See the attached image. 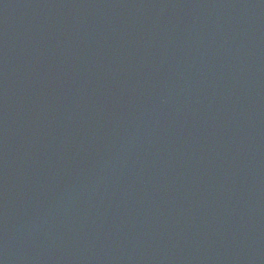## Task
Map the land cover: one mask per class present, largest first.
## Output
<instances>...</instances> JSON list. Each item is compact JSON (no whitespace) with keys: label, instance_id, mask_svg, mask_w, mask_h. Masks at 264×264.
Returning a JSON list of instances; mask_svg holds the SVG:
<instances>
[{"label":"water","instance_id":"water-1","mask_svg":"<svg viewBox=\"0 0 264 264\" xmlns=\"http://www.w3.org/2000/svg\"><path fill=\"white\" fill-rule=\"evenodd\" d=\"M0 264H264V0H0Z\"/></svg>","mask_w":264,"mask_h":264}]
</instances>
